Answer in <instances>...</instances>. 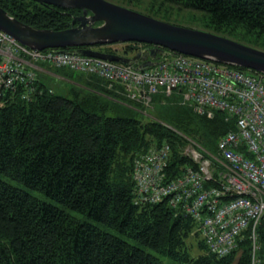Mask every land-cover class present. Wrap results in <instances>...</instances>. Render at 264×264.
Here are the masks:
<instances>
[{
	"label": "trees",
	"instance_id": "1",
	"mask_svg": "<svg viewBox=\"0 0 264 264\" xmlns=\"http://www.w3.org/2000/svg\"><path fill=\"white\" fill-rule=\"evenodd\" d=\"M107 1L264 51V0ZM0 6L41 29L70 28L81 13L31 0H0ZM98 49L113 53V45ZM125 50L130 54L133 45ZM37 65L66 81L36 70L33 89L17 85L6 92L0 107V174L64 208L0 178V264H264V220L255 229V241L248 228L233 252L219 256L208 250L191 216L168 200L141 201L136 192L133 170L139 155L169 145L165 175L173 180L198 167L186 154L192 142L219 156V140L237 131L235 119L222 111L199 114L184 102L183 90L155 94L145 107L127 98L121 85ZM191 238L200 251L195 257Z\"/></svg>",
	"mask_w": 264,
	"mask_h": 264
},
{
	"label": "built area",
	"instance_id": "2",
	"mask_svg": "<svg viewBox=\"0 0 264 264\" xmlns=\"http://www.w3.org/2000/svg\"><path fill=\"white\" fill-rule=\"evenodd\" d=\"M37 63L94 75L110 86L121 85L127 98L145 107H150L155 94L183 90L184 102L199 114L212 117L222 111L227 119H235L237 131L219 140V156L192 142L186 154L198 167H189L181 177L171 180L165 175L171 149L164 145L139 155L133 177L141 201L168 200L170 206L191 216L211 253L226 256L233 252L248 228H252L255 241V229L264 220L263 75L251 77L246 71L182 54L138 71L61 50H33L0 30V107L6 92L17 85L33 89Z\"/></svg>",
	"mask_w": 264,
	"mask_h": 264
},
{
	"label": "water",
	"instance_id": "3",
	"mask_svg": "<svg viewBox=\"0 0 264 264\" xmlns=\"http://www.w3.org/2000/svg\"><path fill=\"white\" fill-rule=\"evenodd\" d=\"M41 5L78 9L73 26L63 30L41 29L25 24L0 6V30L33 50H61L104 59L142 71L156 66L167 55L182 54L246 69L257 78L264 75V51L200 29L153 18L107 0H31ZM78 23V25H75ZM139 43L150 45L132 57L106 53L98 46ZM70 48L72 49L70 51ZM170 54V55H169Z\"/></svg>",
	"mask_w": 264,
	"mask_h": 264
},
{
	"label": "rangeland",
	"instance_id": "4",
	"mask_svg": "<svg viewBox=\"0 0 264 264\" xmlns=\"http://www.w3.org/2000/svg\"><path fill=\"white\" fill-rule=\"evenodd\" d=\"M186 24H187V22L181 21L179 26H184V25H186ZM175 25H178V24H175ZM185 27H186V26H185ZM195 29H197V28H195ZM126 47H127L126 44H115V45L113 46V49H116V50L119 51V52H123V51H126V50H125ZM129 52H130V54H132V55H135V53H137V52L132 51V50L129 51ZM65 83H66V82H65ZM145 113H146V112H145ZM0 178L3 179L4 181L8 182V183L11 184L12 186H15V187H18V188H22V189H24V190L29 191L31 194H33L34 196L38 197L39 199H41V200H43V201H45V202H48V203H51V204H54V205H56V206H59V207L64 208L61 204L55 202L53 199L49 198L48 196H46L45 194H43V193H41V192H38V191H34V190H31V189H28V188H26L24 185H22L21 183L15 181V180H12V179H10V178H7V177H5V176H3V175H1V174H0ZM69 212L72 213L74 216L80 218V219L83 220V221L90 222V223H92V224H95V225H98V226L102 227L101 224L97 223L96 221H94L92 218H90V217H88V216H85V215H83V214H79V213L74 212V211H71V210H69ZM188 242H189V245H191V247H192V248H191V252H192V254H193V257L199 255L200 251H199L198 248L196 247V241H194V240L191 238V240H189ZM162 259H163V261H164L165 263H170V262H171V261H170L169 259H167V258H164V257H163Z\"/></svg>",
	"mask_w": 264,
	"mask_h": 264
},
{
	"label": "flooded vegetation",
	"instance_id": "5",
	"mask_svg": "<svg viewBox=\"0 0 264 264\" xmlns=\"http://www.w3.org/2000/svg\"><path fill=\"white\" fill-rule=\"evenodd\" d=\"M50 7H52V6H50ZM80 11H81V10H80ZM81 14H82V11H81V13H80L79 15H81ZM79 15H78V16H79ZM76 25H78V23H77ZM149 47H150V46H145L144 44H142V45H140V44H133V49H134L135 52H139V51L145 50L146 48H149ZM95 49L100 50V49H98V47H96ZM100 51L105 52L104 50H100ZM112 52H113L112 54H117V55H120V56H126V57H131V56H133L132 54H126V51L119 52V51H117L116 49H113ZM106 53H107V52H106Z\"/></svg>",
	"mask_w": 264,
	"mask_h": 264
},
{
	"label": "crops",
	"instance_id": "6",
	"mask_svg": "<svg viewBox=\"0 0 264 264\" xmlns=\"http://www.w3.org/2000/svg\"><path fill=\"white\" fill-rule=\"evenodd\" d=\"M37 68H38L40 71H42L43 73H45L46 75H49V76L53 77V79H54L55 81H66L65 78H63V77H61V76L55 74V73L52 72L50 69H45V68H43V67H39V66H37Z\"/></svg>",
	"mask_w": 264,
	"mask_h": 264
}]
</instances>
